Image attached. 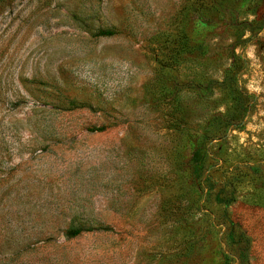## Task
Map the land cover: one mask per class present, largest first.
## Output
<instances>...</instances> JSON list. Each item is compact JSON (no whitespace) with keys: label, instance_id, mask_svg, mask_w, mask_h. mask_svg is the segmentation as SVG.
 Returning a JSON list of instances; mask_svg holds the SVG:
<instances>
[{"label":"rangeland","instance_id":"rangeland-1","mask_svg":"<svg viewBox=\"0 0 264 264\" xmlns=\"http://www.w3.org/2000/svg\"><path fill=\"white\" fill-rule=\"evenodd\" d=\"M0 264H264V0H0Z\"/></svg>","mask_w":264,"mask_h":264},{"label":"trees","instance_id":"trees-1","mask_svg":"<svg viewBox=\"0 0 264 264\" xmlns=\"http://www.w3.org/2000/svg\"><path fill=\"white\" fill-rule=\"evenodd\" d=\"M114 31L112 30H100L99 31V34H102V35H109V34H112ZM246 110V105L243 106V111ZM98 129H101L100 127H94L92 128V130H98ZM81 232V229L80 228H74L70 231L71 234H74V235H77V234H80Z\"/></svg>","mask_w":264,"mask_h":264}]
</instances>
